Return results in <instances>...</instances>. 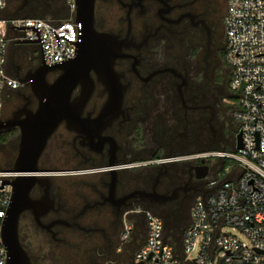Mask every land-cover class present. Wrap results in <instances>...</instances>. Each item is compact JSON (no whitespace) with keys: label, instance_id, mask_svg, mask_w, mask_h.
Returning a JSON list of instances; mask_svg holds the SVG:
<instances>
[{"label":"flooded vegetation","instance_id":"flooded-vegetation-1","mask_svg":"<svg viewBox=\"0 0 264 264\" xmlns=\"http://www.w3.org/2000/svg\"><path fill=\"white\" fill-rule=\"evenodd\" d=\"M16 3L15 14L27 7L37 17L77 15L75 0H8L9 8ZM227 7L228 0L81 1L83 29L102 34V79L91 71L94 88L78 125L85 130L63 122L40 159L43 170L69 173L38 174L20 185L19 238L31 264H133L137 250L126 246L134 237L122 243L121 233L124 213L138 205L171 218L187 213L190 220L219 166L182 157L215 150L221 141L231 147L239 132V97L225 57ZM20 51L11 63L18 85L7 90L13 100L0 117V145L11 147L13 157L20 138L14 124L39 105L23 79L47 66L40 51L39 63ZM62 73L50 70L47 80ZM84 88L79 84L72 100ZM112 164L114 172L106 169ZM57 253L66 262L57 263Z\"/></svg>","mask_w":264,"mask_h":264},{"label":"built area","instance_id":"built-area-1","mask_svg":"<svg viewBox=\"0 0 264 264\" xmlns=\"http://www.w3.org/2000/svg\"><path fill=\"white\" fill-rule=\"evenodd\" d=\"M8 0H0V117L8 89L18 80L7 70L10 43H37L49 67L77 55L84 29L74 18L3 17ZM75 11V6H73ZM226 62L230 88L239 97L234 111L242 136L232 151L204 150L186 160L215 159L221 163L191 209L181 239L172 235L164 217L140 205L124 213L121 242L141 230L145 241L133 264H264V0H228ZM226 161H228L227 164ZM39 172L0 168V229L8 214L16 178ZM8 255L0 236V264Z\"/></svg>","mask_w":264,"mask_h":264},{"label":"water","instance_id":"water-1","mask_svg":"<svg viewBox=\"0 0 264 264\" xmlns=\"http://www.w3.org/2000/svg\"><path fill=\"white\" fill-rule=\"evenodd\" d=\"M81 1L75 0L76 21H81L78 16ZM35 44L40 51V58H42L41 49L37 43ZM78 46L77 55L71 60L53 67L44 64L46 70L40 64L23 79L25 82L32 83L39 105L37 110L30 112L26 118L14 124L20 129L18 149L13 163L15 170L39 172L40 175H44L46 178H51L57 174L69 173L68 171L43 170L40 168L39 162L49 139L60 124L65 122L70 129L85 130L82 127H78V125L84 123L82 118L83 108L94 88V78L91 75V71L94 70L96 72L98 80L102 79V34L96 33L93 28L86 29L84 30L83 40ZM116 56V54L108 55L110 59H114ZM56 68L63 70V73L54 82H49L46 77L47 72ZM79 84L85 86L84 93L78 100H72V94ZM104 114L112 117L108 110ZM1 127L0 125V129ZM236 143L237 148L242 147L240 132L236 135ZM204 162L205 160L203 159ZM116 168L117 166L112 164L106 169L114 172ZM36 175L19 176L13 182L12 201L0 229L1 240L6 247L8 255L7 264H31V259L19 238V218L25 208L24 193L20 185L24 180L33 181ZM204 175L205 173L202 176Z\"/></svg>","mask_w":264,"mask_h":264},{"label":"rangeland","instance_id":"rangeland-1","mask_svg":"<svg viewBox=\"0 0 264 264\" xmlns=\"http://www.w3.org/2000/svg\"><path fill=\"white\" fill-rule=\"evenodd\" d=\"M25 8H26V11H25V13L23 15H25V16H34L35 15V14H33V12H36V11L33 10V8H27V7H25ZM44 18H46V19H52L49 16H46ZM8 50H9L8 60L11 63H14L15 65H16L17 59H18V55L17 54L19 52H21L20 50L24 51L25 54L32 56V58L34 59V62L35 63H39V61H40V58H39V49H37L35 43H23V44L21 43V45L18 46V47L16 46V44H11V45L9 44ZM10 98H11V100H13V95L11 94V96H10L7 93L6 99H5V103H4V108H5L6 102H8ZM12 105H13L12 104V101H10V103L7 106V108L9 110L12 109ZM224 146H225L224 141H221V142H219L218 147L215 150H219V151L220 150L232 151L233 148H234V146H235V144L234 145H231V147H229V146H225L224 147ZM13 154H14V152H12V148L11 147L5 146V145H0V166L1 167H5L7 165V161L11 160ZM214 160L216 161L217 165L220 168L221 163L219 162V159L218 158H215ZM53 171L60 172V171H68V170H53ZM174 218H177V217H174ZM178 219L184 221V223H182L181 221L177 222V225H178L177 227H179L180 225H182V227L179 228L180 231H181L185 227H187L188 222H189V217L187 216V213H183V214L180 215V217ZM138 240H139V242H142V241L145 240V232L144 231H141L140 230L135 235L134 239L130 243L127 244L126 247L127 248L132 247L133 245H135L138 242ZM54 256H55V259H56V262L57 263L61 262L62 260L64 262H66V257L59 256L58 253L55 254Z\"/></svg>","mask_w":264,"mask_h":264},{"label":"trees","instance_id":"trees-1","mask_svg":"<svg viewBox=\"0 0 264 264\" xmlns=\"http://www.w3.org/2000/svg\"><path fill=\"white\" fill-rule=\"evenodd\" d=\"M19 5H20V3H16V6L14 7V8H9V6L7 7V9L4 11V14H3V17H5V18H13V17H37V16H25V15H23L24 13H25V11H26V9L24 10V9H22V10H19V12L17 13V14H15V12L16 11H18V7H19ZM44 17H46V16H43V17H39V18H44ZM50 17V16H49ZM53 20H63L64 18H52ZM11 44H14V43H10V45ZM17 45V44H16ZM37 47V46H36ZM37 49H38V47H37ZM8 53H9V51H8ZM9 65V66H8ZM15 66H13L12 64H11V62L8 60V63H7V70H8V72L12 75V70H13V68H14ZM14 159H15V157H13V155H12V158H11V160H9V161H7V165L5 166V167H1L0 166V168H12L13 167V163H14ZM228 163V161H226V163L225 164H227ZM156 214H158V215H160V216H162V217H164V219L166 220V222H167V227H168V231H169V240L170 241H174V239H172V235H176V237H180V239H181V235H182V233H183V231H184V229L186 228H184L183 230H181L180 231V227H182V225H180L179 227H177L178 225H177V222H179V221H181L182 223H184V221L183 220H179L178 218H171V217H169V216H167V215H163V214H161V213H156ZM169 219V220H168ZM177 220V221H176ZM171 221V222H170ZM142 243H143V241L142 242H139L138 244L136 243L135 245H133L131 248H134L135 250H137L141 245H142Z\"/></svg>","mask_w":264,"mask_h":264},{"label":"crops","instance_id":"crops-1","mask_svg":"<svg viewBox=\"0 0 264 264\" xmlns=\"http://www.w3.org/2000/svg\"><path fill=\"white\" fill-rule=\"evenodd\" d=\"M2 14H4V13H2Z\"/></svg>","mask_w":264,"mask_h":264}]
</instances>
